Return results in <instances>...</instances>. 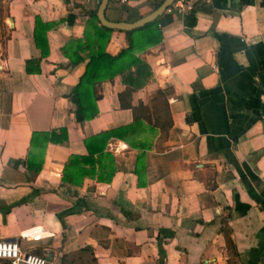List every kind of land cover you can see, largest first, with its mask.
I'll list each match as a JSON object with an SVG mask.
<instances>
[{
  "label": "crops",
  "instance_id": "crops-1",
  "mask_svg": "<svg viewBox=\"0 0 264 264\" xmlns=\"http://www.w3.org/2000/svg\"><path fill=\"white\" fill-rule=\"evenodd\" d=\"M162 1L109 0L104 13L133 21ZM99 2L2 0L9 37L4 56L0 42V238L40 232L22 245L49 264L83 247L94 264H264V0H193L191 10L171 3L158 16L161 41L139 53L152 77L131 94L134 105H150L158 88H170L167 134L139 136L150 144L140 184L138 149L112 137L111 181L77 185L61 179L69 154L87 152L86 135L133 120L120 106L126 84L117 74L96 85L99 113L76 121L71 91L84 61L69 64L60 47L83 35ZM37 15L52 22L49 52L40 72H26V60L41 55ZM125 44L113 30L106 50ZM60 126L67 142H48L34 173L25 163L32 132Z\"/></svg>",
  "mask_w": 264,
  "mask_h": 264
},
{
  "label": "trees",
  "instance_id": "trees-1",
  "mask_svg": "<svg viewBox=\"0 0 264 264\" xmlns=\"http://www.w3.org/2000/svg\"><path fill=\"white\" fill-rule=\"evenodd\" d=\"M0 0V42L2 46L1 56L6 54L5 45L9 37L6 30L4 17L6 10L3 9ZM97 9L89 11L83 35L70 37L60 47L62 53L68 57L69 64L75 65L84 61V69L78 76L76 84L71 91V99L76 105V121L82 123L93 118L99 113L97 99L100 93L96 90L98 82L109 80L117 74H122V80L126 84L125 89L118 93L121 107H130L133 111V120L113 127L101 129L98 132L86 135L83 138L86 153H70L63 165L61 179L72 184H82L85 177L94 178L100 182H110L115 170V157L108 148L110 138L115 137L127 142L130 146L138 149L135 163V173L138 176V184L141 183V169L144 167L146 149L150 148L147 137H139L143 132L154 133L157 128L161 135H166L172 124L169 110L167 93L169 87L158 88L156 94L150 99L151 104H144L141 100L136 105L131 102L133 91L145 85L152 77V69L148 62L139 55L149 46L157 44L162 39L158 17L144 23L141 26L121 30L102 25L96 14ZM52 22L42 21L37 15L33 31L34 43L40 48L41 55L26 60V72H40V61L46 57L49 49L46 41V32ZM113 30H121L125 33L126 44L115 53L106 50L107 42ZM160 99L161 106L157 107L156 101ZM155 120L151 123V119ZM144 120L151 123L144 125ZM68 140L66 126H60L48 131H33L30 138V148L25 160L26 166L34 173L41 170L44 162V151L48 142L64 144ZM69 209L58 216L72 213ZM231 252L232 241L227 237ZM89 247H83L70 253H65L62 260L56 264H94L95 257L91 256ZM81 252H85V258ZM79 254V255H78Z\"/></svg>",
  "mask_w": 264,
  "mask_h": 264
},
{
  "label": "built area",
  "instance_id": "built-area-1",
  "mask_svg": "<svg viewBox=\"0 0 264 264\" xmlns=\"http://www.w3.org/2000/svg\"><path fill=\"white\" fill-rule=\"evenodd\" d=\"M174 7L179 10H191L193 0H174ZM42 237L40 232L24 230L18 238L4 239L0 238V263L1 264H49L46 256L31 251L28 247L22 245V240L32 241Z\"/></svg>",
  "mask_w": 264,
  "mask_h": 264
},
{
  "label": "water",
  "instance_id": "water-1",
  "mask_svg": "<svg viewBox=\"0 0 264 264\" xmlns=\"http://www.w3.org/2000/svg\"><path fill=\"white\" fill-rule=\"evenodd\" d=\"M109 0H100L98 7H97V18L99 22L102 25L112 27V28H117L121 30H128L132 29L138 26L143 25L144 23L155 19L158 17L174 0H164L162 3H160L157 7H155L152 11L148 12L145 15H142L141 17L137 18L136 20L133 21H114V20H109L105 17V7L107 5ZM10 239H15V238H10Z\"/></svg>",
  "mask_w": 264,
  "mask_h": 264
},
{
  "label": "rangeland",
  "instance_id": "rangeland-1",
  "mask_svg": "<svg viewBox=\"0 0 264 264\" xmlns=\"http://www.w3.org/2000/svg\"><path fill=\"white\" fill-rule=\"evenodd\" d=\"M3 6V5H2ZM3 9L5 10V7L3 6ZM156 105H157V107H160L161 106V101H160V99H158L157 101H156ZM1 264V263H0Z\"/></svg>",
  "mask_w": 264,
  "mask_h": 264
}]
</instances>
